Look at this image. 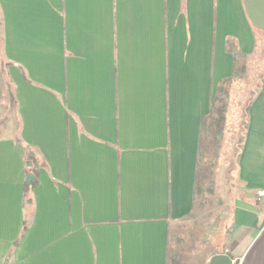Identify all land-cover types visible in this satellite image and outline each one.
Here are the masks:
<instances>
[{
  "label": "crops",
  "instance_id": "obj_1",
  "mask_svg": "<svg viewBox=\"0 0 264 264\" xmlns=\"http://www.w3.org/2000/svg\"><path fill=\"white\" fill-rule=\"evenodd\" d=\"M262 49L244 0H0V264H170ZM245 119L212 256L264 264V78Z\"/></svg>",
  "mask_w": 264,
  "mask_h": 264
},
{
  "label": "rangeland",
  "instance_id": "obj_2",
  "mask_svg": "<svg viewBox=\"0 0 264 264\" xmlns=\"http://www.w3.org/2000/svg\"><path fill=\"white\" fill-rule=\"evenodd\" d=\"M257 59L252 63L247 84L232 85V92H228L229 98L232 95V129L225 144L220 147L215 144L210 149L211 145L204 143L205 166L200 177L198 209L172 232L170 264H208L212 254L220 248L218 241H222L224 231L229 230L223 224L236 195L233 185L237 184V157L243 138L239 127L245 125V111L264 78V49ZM226 95L227 92H221V97Z\"/></svg>",
  "mask_w": 264,
  "mask_h": 264
},
{
  "label": "water",
  "instance_id": "obj_3",
  "mask_svg": "<svg viewBox=\"0 0 264 264\" xmlns=\"http://www.w3.org/2000/svg\"><path fill=\"white\" fill-rule=\"evenodd\" d=\"M250 20L264 30V0H244ZM34 176L29 175L27 183H31ZM208 264H234V258L230 252L213 255Z\"/></svg>",
  "mask_w": 264,
  "mask_h": 264
},
{
  "label": "built area",
  "instance_id": "obj_4",
  "mask_svg": "<svg viewBox=\"0 0 264 264\" xmlns=\"http://www.w3.org/2000/svg\"><path fill=\"white\" fill-rule=\"evenodd\" d=\"M259 196L264 197V190H261V191L259 192Z\"/></svg>",
  "mask_w": 264,
  "mask_h": 264
},
{
  "label": "trees",
  "instance_id": "obj_5",
  "mask_svg": "<svg viewBox=\"0 0 264 264\" xmlns=\"http://www.w3.org/2000/svg\"><path fill=\"white\" fill-rule=\"evenodd\" d=\"M32 176H34V175H32ZM34 178H35V176H34ZM34 183V182H33Z\"/></svg>",
  "mask_w": 264,
  "mask_h": 264
}]
</instances>
